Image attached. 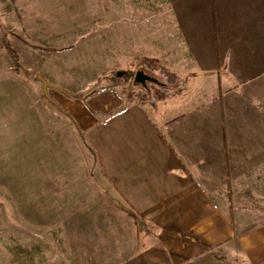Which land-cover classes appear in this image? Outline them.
Masks as SVG:
<instances>
[{"label": "rangeland", "instance_id": "rangeland-1", "mask_svg": "<svg viewBox=\"0 0 264 264\" xmlns=\"http://www.w3.org/2000/svg\"><path fill=\"white\" fill-rule=\"evenodd\" d=\"M21 3L0 0V28L23 65L13 70L0 35V264H118L153 235L95 170L68 110H118L134 100L164 131L165 116L206 107L217 78L197 70L189 12L175 0ZM138 70L164 86L134 84ZM38 74L57 85L48 89L53 101ZM214 161L216 170L198 173L235 225L264 222V172L221 171V156Z\"/></svg>", "mask_w": 264, "mask_h": 264}, {"label": "crops", "instance_id": "crops-1", "mask_svg": "<svg viewBox=\"0 0 264 264\" xmlns=\"http://www.w3.org/2000/svg\"><path fill=\"white\" fill-rule=\"evenodd\" d=\"M175 4L189 12L197 70L217 78L206 107L165 116L164 131L134 100L68 110L98 152L95 170L159 229L118 264H264V222L238 228L198 173L216 170L217 155L221 171L264 172V0Z\"/></svg>", "mask_w": 264, "mask_h": 264}, {"label": "trees", "instance_id": "trees-1", "mask_svg": "<svg viewBox=\"0 0 264 264\" xmlns=\"http://www.w3.org/2000/svg\"><path fill=\"white\" fill-rule=\"evenodd\" d=\"M0 35H1V41H2V45L5 48V50L7 51L12 63H13V70L17 73L20 72V70L23 68V65L21 64V59H20V54L18 53L17 49L13 46V44L11 43L9 37H8V31L5 28H0ZM34 48L40 49V50H44L46 52H56V51H62L64 50L66 47H44V46H40V45H31ZM132 73H130L131 75ZM71 96H77V97H81L82 95H77V94H72V93H67ZM114 114V113H113ZM84 143L85 146L87 147V149L89 150V152L91 153V155L94 157V159H98V152L96 151V149L93 147V145L90 143V141L88 140L87 137H84ZM137 213V212H136ZM141 222L146 224L147 229L149 230V232L152 233L153 236H158L159 234V229L158 227H155L154 225H152L149 221H147L142 215H140L139 213H137Z\"/></svg>", "mask_w": 264, "mask_h": 264}, {"label": "water", "instance_id": "water-1", "mask_svg": "<svg viewBox=\"0 0 264 264\" xmlns=\"http://www.w3.org/2000/svg\"><path fill=\"white\" fill-rule=\"evenodd\" d=\"M117 75H121V72L118 71ZM37 78L42 82L43 84V93L44 95L52 100L51 96L48 93L49 87H56L57 85L53 84L52 82L48 81L46 77L42 74H38ZM134 84L142 83L144 87L148 88V83H155L161 86H164V82H162L157 76L146 73L144 70H138L136 74L134 75ZM53 101V100H52Z\"/></svg>", "mask_w": 264, "mask_h": 264}]
</instances>
